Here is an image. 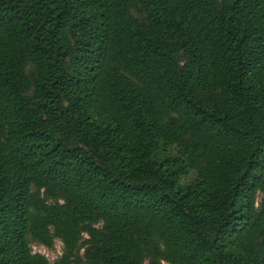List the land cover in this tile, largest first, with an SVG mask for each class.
Returning <instances> with one entry per match:
<instances>
[{
	"label": "trees",
	"instance_id": "1",
	"mask_svg": "<svg viewBox=\"0 0 264 264\" xmlns=\"http://www.w3.org/2000/svg\"><path fill=\"white\" fill-rule=\"evenodd\" d=\"M0 264H264V0H0Z\"/></svg>",
	"mask_w": 264,
	"mask_h": 264
},
{
	"label": "rangeland",
	"instance_id": "2",
	"mask_svg": "<svg viewBox=\"0 0 264 264\" xmlns=\"http://www.w3.org/2000/svg\"><path fill=\"white\" fill-rule=\"evenodd\" d=\"M62 247H63L62 242L60 240H56V246L54 250H49L46 247L39 244H34L33 250L45 254L49 258V260L53 262L56 258H58L62 254Z\"/></svg>",
	"mask_w": 264,
	"mask_h": 264
}]
</instances>
